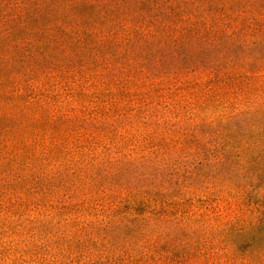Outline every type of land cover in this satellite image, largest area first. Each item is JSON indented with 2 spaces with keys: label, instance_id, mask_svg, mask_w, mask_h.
<instances>
[{
  "label": "trees",
  "instance_id": "trees-1",
  "mask_svg": "<svg viewBox=\"0 0 264 264\" xmlns=\"http://www.w3.org/2000/svg\"><path fill=\"white\" fill-rule=\"evenodd\" d=\"M255 68L264 72V0H0V199L27 183L36 197L72 189L73 200L97 170L130 171L147 184L105 188L115 196L107 232L86 240L82 224L69 228L67 248L41 247L48 264H254V247L264 264V128H228L264 111V97L234 112L226 101L223 128L139 130L157 104L131 95L189 73L243 93ZM209 165L257 184L262 200L236 220L204 216L179 175ZM12 211L0 202V220Z\"/></svg>",
  "mask_w": 264,
  "mask_h": 264
},
{
  "label": "rangeland",
  "instance_id": "rangeland-1",
  "mask_svg": "<svg viewBox=\"0 0 264 264\" xmlns=\"http://www.w3.org/2000/svg\"><path fill=\"white\" fill-rule=\"evenodd\" d=\"M196 74L189 73L174 81L172 78H167L161 81H148L144 85H135L131 91L133 99L142 101L144 98H149V103L157 104L149 110V114L153 117L149 121L142 120L143 111L139 114L141 124L136 128L139 130L146 128L150 130L157 128H223L219 123L222 121V116H226L221 111L226 101H229L230 109L234 112L238 110L240 104L251 106L264 97V72H261L259 68H255L254 76L240 86L243 93L236 90L233 93L224 94L223 88L215 84L214 80L210 81L204 78L207 76ZM148 84L155 85L146 86ZM236 88L238 89V86ZM213 122L216 124L213 125ZM120 125L121 122L116 124L117 127ZM228 128H264V111L260 110L233 120ZM113 129L116 130L112 137L119 134L121 128ZM132 138L126 144L133 143L135 138L134 136ZM127 150L128 148L125 152ZM186 169L183 168L179 175V179L183 180L186 186L185 195L182 196L187 199V203L189 200L192 201L204 216L232 221L262 200V193L257 189V184L249 181V187L245 186L246 182L241 178L228 175L224 166H189V169ZM131 173L121 171L115 177L107 179L104 178L102 170H97L94 176L99 178L98 183L92 187L81 188L80 192L74 195L73 200L70 198V195H73L72 189L70 193L60 192L53 197L50 195L36 197V193L41 195L39 189L27 188V183L16 187L18 191L11 193L14 198H8V195L2 196L0 202H3V207L9 210L12 208L13 211L10 219L4 217L0 220V264L50 263L49 261L52 260L48 258L47 253L43 255L44 252L40 251L41 247L50 245L52 250H64L67 244L64 241L63 232L75 225L82 224L87 228L85 229L87 230L86 240L96 234L98 236L105 234L108 230L109 217L113 215L109 213L110 205L115 199L114 193L105 188L112 186L116 191L121 188L129 189L133 186L139 187L147 184L141 181L142 178L134 180ZM50 185H52V190L58 186V181H51ZM48 192L50 191L46 189L43 191V193ZM2 195L5 193L3 192ZM117 211H121V208ZM73 212L75 216L80 213L81 218L74 220L75 223L69 224L67 229L62 228L66 220H69L68 216ZM116 234L123 235L119 240L126 236L128 239L135 236V233L124 235L121 230L116 231L114 235ZM78 237L79 235L76 236ZM122 244L126 246L128 243L123 241ZM161 247L167 248L168 246ZM85 248L86 244H77L74 250L83 251ZM253 249L256 253H253L252 261L258 264L257 252L259 251L257 249L259 248L254 247ZM235 253V257L238 258L242 255L237 250ZM63 260H69L68 255Z\"/></svg>",
  "mask_w": 264,
  "mask_h": 264
}]
</instances>
